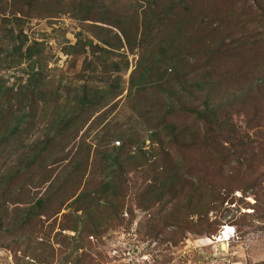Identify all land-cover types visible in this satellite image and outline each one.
Wrapping results in <instances>:
<instances>
[{
    "label": "trees",
    "instance_id": "1",
    "mask_svg": "<svg viewBox=\"0 0 264 264\" xmlns=\"http://www.w3.org/2000/svg\"><path fill=\"white\" fill-rule=\"evenodd\" d=\"M254 1L257 7L264 6V0ZM68 3L71 4L73 16H77L81 23V30L76 33L77 42L69 45L68 54H80L86 46H90L94 55L93 59H84L80 74L85 81L78 86L61 85L50 77L44 59L46 56L42 54V44L37 41L29 43L23 30L19 28L15 32L13 24L11 25L14 22L21 27L23 17L32 14L24 8L44 6L47 11L58 14L67 12L69 7L66 11L62 7ZM191 4V0H0V13L8 12L12 15L11 19H2L0 69L18 67L23 63L29 69L25 80L16 89L6 87L5 81L0 78V156L8 153L7 155H16L15 161H21V165L13 167L15 170L6 175L4 180L9 184L22 173L41 168L49 159L58 162L66 160L70 175L78 181L75 188L78 190L87 165L83 157L78 158V148L85 144V138L107 118L109 108L114 106V100L123 92L120 77L115 74L121 67L116 61L105 62L101 59L108 60L107 55L110 56L119 47L125 46L129 50L137 45L148 47L155 26L161 29L162 35H168L169 30L174 28L187 32L185 28L190 25V18L189 21H179L176 10L178 6H182L186 15L191 17L194 12ZM57 7L61 9L57 10ZM182 21L186 25H181ZM198 25L205 27L202 21ZM140 26L141 35L136 41L129 35L128 28L132 33L133 27H136L137 32ZM182 26L185 27L181 28ZM83 29L90 30L101 44H92L85 36L82 38ZM250 35L254 40H246L244 37L245 40L241 41L240 36L234 35L230 41L232 44L241 41L239 46L245 49L252 44L245 53L237 51L239 46H233L227 51L201 47L205 57L208 56V60H205L204 56H199L202 51L197 49L186 52V48H182V51L174 53L172 43L162 39L164 42L168 41L166 46L157 45L152 52L161 54L162 60L144 56L136 81L140 82L142 88L135 92L137 101L148 106L139 110L138 114L143 122L137 123L144 130L150 131V142L160 141L162 148L169 144L165 151L160 150L161 153L150 162L149 168L143 169L145 190L151 188L152 192L157 184H161V188H158L161 192L155 199H162L168 205L177 201L175 199H180L193 186L191 183L189 189L185 188L183 180L187 175L191 178L203 177L206 185L212 190L216 189L215 199L222 197L220 190L226 194L240 190L257 198L261 189L260 180H264V169H260L264 168V129L261 127L264 102L258 101L256 97V91L264 85V64L259 58L264 56V33H260L257 39L256 34ZM168 52L173 54L166 56ZM239 55L240 59L252 56L254 59L247 61L244 67L238 63ZM225 63L230 66L224 71L229 74L228 83H225V77L221 80L223 69L220 64ZM98 64L103 65L102 71ZM92 80H99L98 82L104 83V87L91 84ZM245 102H251L252 105L246 107ZM61 105L64 107L61 108ZM244 110L247 112H243ZM238 115L244 116L243 125L235 121V116ZM40 122L47 124V130L41 138L25 143ZM106 124L102 125V135L98 136V141L106 138V143L98 144L97 147V153L106 165L103 172L105 178L100 180L99 185L103 190L99 189L93 195L86 193L83 188L78 196H100L104 192L116 195V198L125 196V184L119 183L115 174L122 171L126 160L124 158L129 155L131 148L140 143L142 137L138 129L131 125L125 126L126 129L116 125L115 130L108 134L104 131ZM249 130L252 131L248 133ZM160 133L161 136L158 137ZM251 135L258 141V148L252 153L247 151L251 148ZM109 140L120 143L110 146ZM60 147L69 152L61 153ZM171 147L175 151H181L180 162L173 161V156H176L170 153ZM89 149L90 146L87 150ZM173 162L174 174L168 178ZM47 181V186L52 188V180L48 178L45 182ZM218 182L220 187L216 186ZM200 188L202 187H197ZM5 191H0L1 195L6 196ZM141 191L138 190L140 193ZM74 195L75 192L66 194L67 200ZM43 197V194L40 195L25 209L26 216L20 225L29 223L35 215L48 212L49 199ZM192 199L189 198V205ZM60 201L62 206L63 200ZM139 205L146 208L143 203ZM87 213L91 217V213ZM182 218L189 225L185 228H195L196 231L192 232L199 235L213 233L210 228L205 230L192 221L189 222L184 214ZM174 226L183 230L178 221H174ZM209 235L214 237L216 234Z\"/></svg>",
    "mask_w": 264,
    "mask_h": 264
},
{
    "label": "rangeland",
    "instance_id": "2",
    "mask_svg": "<svg viewBox=\"0 0 264 264\" xmlns=\"http://www.w3.org/2000/svg\"><path fill=\"white\" fill-rule=\"evenodd\" d=\"M191 3L194 7L191 17L186 15L182 6H178L176 10L179 21H189L190 18V25L185 28L187 32L174 28L169 30L168 35H162L161 29L153 26L148 47L137 45L132 50L125 46L119 47L110 56L107 55L108 60L101 59L105 62L116 61L121 67L119 72L114 73L120 77L123 92L114 100V106L109 108L107 118L85 138V144L78 148V158L83 157L87 164L78 190H75L78 181L70 175L69 163L67 164L66 160L58 162L49 159L47 165L42 164L41 168L22 173L19 178L8 184L4 178L15 170L13 167H19L21 161H15L16 155H7L8 153L0 156V191L6 190V196L0 193V219L3 224L0 228V264H264V180H260L261 189L256 190L257 198L240 190L229 194L220 190L222 197L215 199L216 189L212 190L206 185L203 177L191 178L187 175L183 180L185 188L189 189L191 183L193 186L189 192L169 205L162 199H155L161 192L158 189L161 184H157V188L152 192L151 188L144 189L146 184L143 182V169H147L150 162L161 153L160 150L165 151L169 145L165 141L168 145L162 148L160 141L150 142V131L144 130L143 126L137 123L143 122V118L138 114L139 110L148 106L137 101L135 92L142 88L140 82L136 81L144 56L162 60L161 54H152L157 45L166 46L168 41L164 42L162 39L172 43L174 53L182 51V48H186V52L189 49H197L202 51L199 56L205 57L201 47L227 51L233 46L237 48L245 39L254 40L250 34H256L257 39L260 33H264V6L257 7L254 0H191ZM24 9L32 14L23 17L21 27L20 24L18 26L11 22L12 28L14 27L15 32L21 28L29 43L37 41L42 44V54L46 56L44 59L49 76L61 85L83 84L85 80L80 74L83 61L85 58L93 59L94 55L90 46H86L80 54H68L69 45L77 42L76 33L81 30L80 21L70 11L71 4L62 7L63 11L68 9L67 12L58 14L47 11L44 6ZM58 9L61 8L57 7ZM11 16L8 12L0 13V33L3 17L11 19ZM201 21L205 27L198 25ZM184 24L186 25L182 21L181 25ZM183 27L185 26L181 28ZM82 31V38L85 36L92 44H101L90 30ZM128 33L137 41L141 35V26L137 32L136 27H133L132 33L128 28ZM234 35L240 36L241 41L232 44L230 41ZM1 40L5 41L3 38ZM251 47L252 44L246 49L239 46L237 51L242 50V53H245ZM173 52H168L166 56L172 55ZM240 56L238 63L244 67L247 61L254 59V56L243 59H240ZM259 58L264 64V56ZM204 59L208 60V56ZM220 65L223 69L221 80L225 77V83H228L230 77L224 71L230 66L226 63ZM98 66L102 71L103 65ZM199 68L203 69L201 66ZM28 70L25 63L18 67L2 68L0 78L5 81L6 87L16 89L17 85L25 80ZM98 81L92 80L91 84L104 87V83ZM256 97L258 101L264 102V85L256 91ZM244 105L249 107L252 103L245 102ZM63 107L61 105V108ZM243 117L235 116V121L243 125ZM45 122L38 123V127L34 128L25 143L42 137L47 130ZM104 123H107L104 131L108 134L115 130L116 125L124 127L123 129L131 125L138 129L142 137L140 143L131 148L129 155L124 158L126 160L122 171L115 174L116 180L125 184V196L116 198V195H107L106 192L100 196H78L83 188L86 193L93 195L102 189L99 185L100 180L105 178L103 172L106 165L98 155L97 147L98 144L106 143V138L98 141ZM261 127L264 129V120ZM119 143L109 140L110 146H117ZM257 145V138L251 135V148L247 151H256ZM89 146L90 149L87 150ZM171 148L170 153L176 156H173V161L180 162L181 151ZM60 152L67 154L69 150L60 147ZM70 156L71 153L66 159ZM63 162L66 165L62 164ZM141 164L142 166H139ZM172 166L174 162L170 166L168 178L174 174ZM48 178L52 180V188L47 186L48 181L45 182ZM216 186L221 185L218 182ZM138 190H142L141 193ZM74 192L75 195L67 200L66 194L71 195ZM42 194L43 199H49L48 212L35 215L29 223L20 225L26 216L25 209ZM190 197L193 202L189 205ZM60 200H63L62 206ZM139 203L145 204L146 208H141ZM87 212L91 213V217ZM183 214L189 222L192 221L205 230L210 228L213 233L209 234L216 235H199L192 232L196 231L194 227L185 228L189 225L186 219L184 221L182 218ZM174 221L181 223L183 230L176 229ZM226 226L233 234H230V239L226 242L227 247L223 249L222 243L217 240L222 227L225 230Z\"/></svg>",
    "mask_w": 264,
    "mask_h": 264
},
{
    "label": "bare ground",
    "instance_id": "3",
    "mask_svg": "<svg viewBox=\"0 0 264 264\" xmlns=\"http://www.w3.org/2000/svg\"><path fill=\"white\" fill-rule=\"evenodd\" d=\"M228 227L226 226L225 227V230L224 228L222 227L221 231L219 232V236H218V240L217 242H221L222 245H223V249H225L227 247V240L230 239V234L233 232L231 231V229H227Z\"/></svg>",
    "mask_w": 264,
    "mask_h": 264
},
{
    "label": "water",
    "instance_id": "4",
    "mask_svg": "<svg viewBox=\"0 0 264 264\" xmlns=\"http://www.w3.org/2000/svg\"><path fill=\"white\" fill-rule=\"evenodd\" d=\"M222 245V244H221ZM222 248H223V245H222Z\"/></svg>",
    "mask_w": 264,
    "mask_h": 264
}]
</instances>
